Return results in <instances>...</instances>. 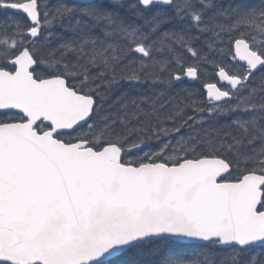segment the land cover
<instances>
[{"label":"snow or ice","instance_id":"6c2138e0","mask_svg":"<svg viewBox=\"0 0 264 264\" xmlns=\"http://www.w3.org/2000/svg\"><path fill=\"white\" fill-rule=\"evenodd\" d=\"M0 264H264V0H0Z\"/></svg>","mask_w":264,"mask_h":264},{"label":"trees","instance_id":"16d2710c","mask_svg":"<svg viewBox=\"0 0 264 264\" xmlns=\"http://www.w3.org/2000/svg\"><path fill=\"white\" fill-rule=\"evenodd\" d=\"M187 86L194 88V89L198 90L201 94H203L202 82H200V81L191 82Z\"/></svg>","mask_w":264,"mask_h":264}]
</instances>
